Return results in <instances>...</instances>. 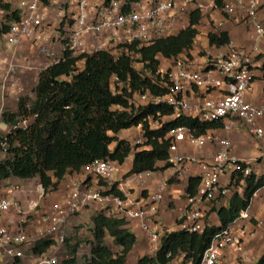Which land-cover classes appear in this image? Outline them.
<instances>
[{"label": "built area", "instance_id": "2783aa9c", "mask_svg": "<svg viewBox=\"0 0 264 264\" xmlns=\"http://www.w3.org/2000/svg\"><path fill=\"white\" fill-rule=\"evenodd\" d=\"M47 1L45 4L43 0H5V3L12 7L15 4L13 11L18 12L19 16L17 21L9 25L10 45L16 46L27 41L39 53L47 56L51 65L58 63L66 50L76 56L110 51L118 59L128 45L138 43L140 46H148L157 39L176 35L180 17L188 12L189 7L202 14L217 9L216 0H139L134 4L125 0H110L108 3L106 0ZM239 5L245 11L253 30V52L256 53L259 50L257 43L264 37V23L257 20L261 0H246ZM50 7L59 14L57 24L45 21L43 10ZM237 9V5L225 0L223 11L227 16L237 15ZM2 23L6 24L5 17ZM56 40L62 47L59 58H55L52 49ZM253 68L254 55L233 47L227 55L209 58L203 65L196 64L184 52L171 58L166 66H159L155 74L144 69L146 76L152 78L158 88L166 90L164 94L131 92L129 82H123L115 75L111 79L112 95L123 96L128 104L127 107L115 105L114 111L136 112L140 108L160 105L173 110L172 115L161 116L158 113L159 118L149 116L145 123L131 128L136 131L130 141L133 149L148 148L144 132L146 125L149 130H158L164 123L179 116L192 117L201 123L222 124L221 128L199 136L187 127H179L169 133L172 140L168 160L164 162L166 169L163 171L169 173L170 179L183 181L192 166H198L200 170L195 176L200 179L197 192L194 196L187 194L186 208L179 216L181 230L203 233L210 225L207 220L208 209L216 200L228 201L238 188L235 184L239 179L240 186H245V179L250 175H264V106H255L246 99L255 78ZM16 72V66H9L3 78L4 84L10 83ZM126 89L129 93L127 95L124 94ZM2 120L3 113L0 110V123ZM237 128L248 132L261 143L257 160L254 164L245 163L246 168H242L241 163L244 162L235 156L232 140L221 134H228ZM6 140L0 135V159L8 152ZM184 142L193 144L199 152L207 145H215L216 152L210 161H205L182 151L180 147ZM120 166L112 160H98L84 167V177L68 184L67 197L63 203L53 205L50 212L38 220L34 243L21 226L28 224L29 216L37 212L39 201L44 197L42 185L36 187L39 198L31 200L25 208L9 197H0V254L11 261L24 260L26 252H31L38 241L47 239L60 245L68 236L66 226L69 220L86 209L98 206L107 216L127 223L137 222L149 237V255L154 257L160 248L161 237L166 233L157 227V221L168 180L161 182L156 192L144 197L143 191L136 198L131 190L145 187L149 177L160 171L126 175L119 181L117 177ZM227 175L228 184L223 186L222 178ZM114 185L123 193V198L106 194ZM13 208L20 219H10L5 224L4 216ZM248 210H242L227 229L215 236L204 252L201 264H221L223 253L228 249L238 252L242 259L247 258L245 244L238 231L240 222L251 218ZM13 226L18 229L14 230ZM37 264L62 263L54 256H43Z\"/></svg>", "mask_w": 264, "mask_h": 264}, {"label": "trees", "instance_id": "16d2710c", "mask_svg": "<svg viewBox=\"0 0 264 264\" xmlns=\"http://www.w3.org/2000/svg\"><path fill=\"white\" fill-rule=\"evenodd\" d=\"M110 0H106L108 3ZM134 4L139 0H125ZM46 4L47 0H43ZM3 3V0H0ZM6 13V24L1 33H8L10 23L19 19L18 12L11 4H1ZM225 0H216V8L223 10ZM203 14L198 10L190 13L189 25L176 35L155 40L148 46L138 43L127 46L118 59L110 51H100L92 55L76 56L64 51L58 63H54L40 72L35 89L36 98L29 101L20 98L16 113L3 114V121L13 123L19 118H32L26 128L13 129L7 139L8 152L0 159V182L11 178L22 180L39 179L45 193L57 191L64 178L98 160H112L123 165L133 155L132 168L127 174L163 171L166 166H159L169 157L171 138L169 133L179 127H187L197 136L209 130L222 127L221 123H201L198 119L179 116L164 123L158 130H149L144 126L147 139L145 150L133 149L130 141L121 139L118 134L145 123L149 116L172 115L167 106H147L136 112L114 111L115 105L127 107L123 96H113L111 79L118 76L121 81L129 82L131 92L151 91L159 95L166 90L158 88L152 78L139 72L134 62L144 65V69L155 74L161 65L160 58H176L190 51L199 33L198 25ZM209 44L222 47L231 43L227 31L211 32ZM78 64L84 65L82 70ZM124 94H129L127 89ZM114 146L111 151V146ZM246 168L245 163H241ZM240 179L228 202L215 209L220 226H207L203 233H189L184 230L166 232L160 240V248L154 257H143L140 264H171L184 255L181 264H201L204 252L210 247L215 236L227 229L240 215L250 207L254 195L264 189V175H250L245 179V186H240ZM200 179L192 177L188 181L187 194L194 196ZM241 187V188H240ZM241 189V191L239 190ZM106 194L124 197L114 185ZM208 220V215H207ZM90 257L85 264H127L129 255L137 243L136 235L122 219L107 216L99 212L93 216ZM71 258L66 264H77V249L70 245ZM111 242V244L109 243ZM55 245L52 240L35 243L32 252L42 256ZM117 248L114 251V248ZM10 264V263H6ZM11 264H22L15 259ZM255 264H264V254Z\"/></svg>", "mask_w": 264, "mask_h": 264}, {"label": "crops", "instance_id": "0c3cea01", "mask_svg": "<svg viewBox=\"0 0 264 264\" xmlns=\"http://www.w3.org/2000/svg\"><path fill=\"white\" fill-rule=\"evenodd\" d=\"M208 2L209 0H204ZM227 3H234L237 5V15L229 17L223 10L212 9L206 13H203L202 20L198 25V35L195 39L194 46L190 51L185 52V54L196 64L203 65L209 58H214L220 55H227L231 48H239L245 50L254 55V75L252 86L249 92L246 95V99L249 103H252L255 106L261 107L264 106V37L260 39L257 43L258 51L254 53L255 40L253 37V30L251 25L246 18V13L243 9L240 8V3L246 2V0H226ZM261 9L258 13L257 20L264 23V0H261ZM192 7L188 8V12L180 17L179 26L177 32L182 29H185L189 25L190 21V12ZM43 15L45 21L49 24H57L59 21V14L56 9L50 7L43 10ZM4 16H0L1 22H3ZM216 31H227L230 35L231 43L222 47H215L209 44L208 35L211 32ZM52 49L55 53L62 54V47L58 40L53 43ZM1 55H3L1 57ZM45 55L39 53L32 45L27 41H22L20 44L10 45L8 33H1L0 39V110L5 107L7 112L15 113L17 110V100L11 97V94L19 89L20 91L24 90L29 86V82L25 81L22 73L25 71L37 70V78L32 81L34 87L38 84V77L40 72L51 65V60ZM16 61L18 67H21L20 74L17 77V81H14L15 86L12 87V84H4L3 78L6 74L7 68L9 66H16L9 62ZM161 67H164L168 64L170 59L160 58ZM17 67V66H16ZM37 68V69H36ZM31 75L27 73V77ZM34 79V78H33ZM31 83V85H32ZM16 89V90H15ZM196 95V99H197ZM3 127H2V126ZM8 127L5 121L0 123V131ZM127 131V130H125ZM222 135L229 137L232 140L234 146V154L246 164H254L257 160L260 152V141L256 140L248 132L235 129L232 132L226 134L224 132ZM118 134V137L125 140H130L128 138H123ZM135 135H133L134 137ZM114 146H111V151H113ZM181 150L186 151L187 153L197 156L198 158L210 161L212 156L216 152L215 145H207L202 152H199L195 146L189 142H184L181 144ZM142 150V149H139ZM131 160L120 166V172L118 174L117 180L121 181L131 170L133 164V155L130 156ZM159 166H164V162H160ZM86 168L82 169L80 172H74L67 175L64 180L60 183V186L56 192L47 193L39 201V207L37 212L29 216V222L25 226H21V229L26 231V233L32 238L31 241L34 243L35 233L38 228V220L40 215L49 213L53 205L58 203H63L66 198V187L67 185L74 180L84 177ZM198 166H192L189 173L186 175L183 181H176L170 179V175L166 171L156 172L154 175L149 177L148 182L145 184V187L131 190L139 198V194L142 193V196L147 197L148 194L154 193L159 189L161 182L168 180V187L164 192V198L162 203L159 206V220L157 221V227L165 230L166 232H175L181 230L179 223V216L182 211L186 208V196L188 189V181L190 178L195 177L199 173ZM17 179V178H16ZM170 179V180H169ZM31 179L28 180H4L0 182V197L1 198H11L14 200L17 205L22 208L28 206L29 202L33 199H38L39 194L36 192L37 196L34 197L31 195L30 190L20 188L22 187H32L33 182ZM11 181V182H10ZM229 181V176L222 178V185L226 186ZM126 190V189H124ZM241 191V189H239ZM34 193V191H33ZM228 201L223 199L216 200L208 209V222L211 226H220L219 217L216 211H213L214 208L217 210ZM249 213L251 215L250 220L241 221L239 234L245 244V250L247 253V258H240V254L235 250H225L223 253V260L221 264H255L259 258L264 254V189L257 192L255 197L252 200L251 206L249 207ZM93 214V209H86L79 213V215L71 218L66 226L67 234L75 227L76 221L79 223L86 222L91 220ZM18 220L20 216L18 215L15 208H13L7 215L4 216V223L7 224L8 220ZM84 222V223H85ZM127 227L136 235L137 243L131 254L128 258V263L131 262L133 257H145L149 255L150 240L148 235L140 228V225L137 222L127 223ZM14 230H17L13 226ZM12 228V229H13ZM60 245L55 244L51 247L47 253L42 256H36L32 251L26 252V257L22 260V264H37L39 258L43 256H49L53 248L59 249ZM135 253V254H134ZM133 255V257H132ZM50 257V256H49ZM132 257V258H131ZM2 261L0 264L12 263V261L6 258L2 254ZM179 260H183L179 258ZM134 260L131 264H134ZM173 261L172 263H175ZM171 263V264H172Z\"/></svg>", "mask_w": 264, "mask_h": 264}, {"label": "rangeland", "instance_id": "374dc122", "mask_svg": "<svg viewBox=\"0 0 264 264\" xmlns=\"http://www.w3.org/2000/svg\"><path fill=\"white\" fill-rule=\"evenodd\" d=\"M1 4H6L5 0H3V3H0V16L2 15V16L5 17L6 16V11L2 8ZM13 6H14L13 8H15V4H13ZM2 28H3V23L0 20V39H1ZM2 56L3 55H1V57ZM59 56H60L59 53H55V58H59ZM48 60H50V59L48 58ZM9 63H12V64L17 66L16 67L17 68V72H16V74H14V77L10 81V84H12V87H14L15 86L14 81L15 82L17 81V77L21 73L20 72L21 67H18V65H21V64H17L16 61H13V62L11 61ZM134 66L139 72H142V73H144L146 75V72L144 71V68H143L141 63L136 61V62H134ZM83 68H84V65L78 64V69L79 70H82ZM27 73H30L31 75H29L27 77ZM37 73H39L37 70H31V69H29L28 71H25V72L22 73V76H24L25 81L29 82L28 83L29 86H27L22 91H20L19 89H17V90L15 89L16 91H14L11 94V97L14 98L15 101L17 100L19 102L20 98H27L29 101L35 100V98H36L35 88H33L34 84L32 83V81L34 82V80L37 78ZM31 83H32V85H31ZM1 111H2L3 114L11 113L10 111L7 112L5 110V107H4V109L2 108ZM17 111H18V104H17V110L14 111V112L16 113ZM32 121H33L32 118H29V119L19 118L13 123L5 122L8 125V127L7 128L4 127L0 131V135L3 136V137H7V135H9V133L13 129H15V128H26L32 123ZM133 135H136V131L134 129H130V130H127V131H122L120 136H123V138H128V139H130L128 141H131V138L133 137ZM129 160H131V157L128 158V161ZM12 180H17V179L16 178H12ZM31 180L34 183L32 187L28 186L26 188L24 186V187H22L20 189L21 190H23V189L31 190V195L36 197L37 196V194H36V186L41 184V182H40L39 179H36V178L31 179ZM31 180H30V182H31ZM0 189H1V187H0ZM32 191H34V193ZM66 191H68V185L66 187ZM53 192H56V191H49V193H53ZM66 197H67V192H66ZM99 212H102V210L99 209L98 206H95V207H93V214H92L91 220H87L86 222L84 221L85 223L84 222L79 223L80 221H76L75 227L68 233V236L66 237L65 242L60 244V247H59L58 250L53 248L52 251L50 252L49 256H54V257L58 258L59 262H61L62 264H66L65 262L71 258L70 251H69L70 249L68 248V243L69 242L67 241V239H69L70 240V245L75 246V248L77 249V255L75 256L77 264H85L87 259H89V257H90L91 246H90L89 242H91L90 240L92 238V234L90 233L91 227L93 226L92 219H93V216L95 214H98ZM42 215H40L39 220L42 217ZM77 215H79V214H77ZM109 243L111 244L110 241H109ZM116 250H117V248H114V251H116ZM132 257H133V255H132ZM145 257H146V255H145ZM133 258L134 259H132L130 263L127 262V264H131L134 260H136L134 264H140V260L142 259V257H138L137 256V258H136L134 256ZM180 258L184 260V255H181ZM1 259H2V254H0V261H2ZM14 261L15 260H13L12 263ZM181 262L182 261L179 260V258H178V260L176 259V262L172 263V264H181Z\"/></svg>", "mask_w": 264, "mask_h": 264}, {"label": "clouds", "instance_id": "9594fccd", "mask_svg": "<svg viewBox=\"0 0 264 264\" xmlns=\"http://www.w3.org/2000/svg\"><path fill=\"white\" fill-rule=\"evenodd\" d=\"M39 185H41V184H39ZM37 187V186H36ZM43 187V186H42ZM44 189V188H43ZM46 195V193H45V190H44V196ZM150 257H153V256H150Z\"/></svg>", "mask_w": 264, "mask_h": 264}]
</instances>
